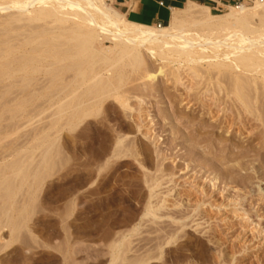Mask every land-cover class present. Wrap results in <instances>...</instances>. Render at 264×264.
I'll list each match as a JSON object with an SVG mask.
<instances>
[{
  "label": "rangeland",
  "instance_id": "rangeland-1",
  "mask_svg": "<svg viewBox=\"0 0 264 264\" xmlns=\"http://www.w3.org/2000/svg\"><path fill=\"white\" fill-rule=\"evenodd\" d=\"M105 1L113 6L111 2ZM243 4L253 5L249 1ZM226 10L227 6L222 10L210 11L212 14H221ZM5 12L8 11L0 10V23ZM16 24L7 25L4 29L0 24V166L13 163L21 154H29V157L25 156L21 163L26 167L23 169L25 172L21 171L19 174H24L25 177L20 181V175L17 176L19 181L16 185L14 183L20 188L12 185L14 194L7 198L2 195L3 189L0 186V196L3 197L0 198V203L10 205L12 218L15 219L18 215L16 218L19 217L22 223L19 232H11L9 228L0 230V264H66L67 261V264H111L113 253L109 244L112 242L124 245L129 242V245L125 244L126 253L112 262L123 264L125 257L134 254L137 245H143L148 238L145 235L154 236V233H147L154 228L153 225L159 227L162 224L160 227L164 226L165 230H173L176 222L172 221V217L180 215L184 217L179 221L185 223L181 233L178 232L181 237L174 243L165 245L161 258L152 264H177V261L182 264L184 260L191 258L195 263L202 264H218L220 261L221 264H264V232L259 231L264 227V199L257 200V190L264 188V136L261 140L264 126L260 124L264 115H261L262 119H258L262 121L249 117L248 120L246 117L247 120L241 122L236 119V116L239 118L237 113H232V110H236L232 109L234 106L231 99H221L222 104L216 107L209 98V93L198 95L195 100L190 96L185 100L188 102L191 99L190 102L184 103L183 98L188 92L186 85L194 83V80L184 74L182 81L185 84L173 85L166 76L167 65L161 74L157 71L165 64L161 57L151 55L145 46H141L142 59L145 61L143 69L130 66V70L128 63L125 64L126 59L118 64L128 77L126 85L128 83L131 87L125 85L124 96L130 100L128 108L124 110L119 102L108 98L99 106L100 111H94L93 115L75 126L65 124L67 113H64L58 124L51 126L57 102L60 104L69 100L64 97V93L59 97H54L52 93L56 85L68 82L71 76H66L67 72L57 81L50 80V73L45 71L48 60L42 59L44 55H37V59L41 57V63L33 64L38 65L39 71L33 73L28 69L26 76L17 72L6 77V61H13L10 68H14L18 61L21 62L18 54L34 53L21 43L29 30H25L22 35V29H13ZM65 25L79 28L81 32L91 29L88 22L79 18L69 19L64 27ZM222 31L228 32L225 29ZM97 34L101 32L97 31ZM99 39L101 46L113 44L110 39L103 38V35ZM14 42L16 44L10 47ZM47 46L42 44L40 47ZM10 49H13L12 53L8 54ZM144 70H156L153 72L157 74L154 85L143 90L146 97L140 94L142 91L138 87L141 82L147 81ZM142 71L145 72L143 76ZM22 75L25 78L21 79ZM26 80H29V85L21 89L28 82ZM131 81L138 84L136 86L140 92L133 87L135 85ZM40 85H44L41 90ZM221 85L224 86L223 83ZM34 88H37L38 93L36 89L35 93L30 92ZM180 94H183L182 98ZM263 101L257 100L255 106L258 107L259 103L262 108ZM36 103L38 105H34ZM32 106L34 107L31 108ZM203 108H210L215 115L208 117L203 113ZM225 114L231 115L230 119L233 115L235 121L230 120L232 125L222 128L218 121H223ZM184 116L194 118V125L185 122ZM209 123L219 126L211 127ZM42 124L46 126L43 128ZM137 126H140L139 130ZM184 126H187L185 134L180 136L177 132L184 129ZM115 132H123L126 139H133L130 142L132 153L122 158L109 157ZM257 136L258 139H255ZM50 144L49 157L41 162V154ZM210 144L216 146L210 150L213 152L212 157L208 153ZM223 145L228 146L227 148L232 146L233 149L229 148L228 152ZM154 147L160 148L161 155L153 150ZM32 150L33 153L30 154ZM190 150H193L192 153ZM227 157L228 160L225 159ZM31 160L30 165H27ZM215 162H218V166L213 165ZM206 163L217 169H225V176L223 172L219 174L221 170L217 172L211 165L205 171ZM36 169L39 177H34ZM14 171L6 169L4 176L11 177ZM212 180L216 183L215 187L211 185ZM147 202L154 205L155 216L146 214ZM245 217L248 218L244 219ZM149 219L158 222L154 223ZM198 222L199 229L195 230L194 225ZM258 222L261 225H257ZM167 223H171L172 227H168ZM149 227L152 228L148 229ZM142 237L145 239L142 240ZM234 257H237L236 261L232 259Z\"/></svg>",
  "mask_w": 264,
  "mask_h": 264
},
{
  "label": "bare ground",
  "instance_id": "bare-ground-1",
  "mask_svg": "<svg viewBox=\"0 0 264 264\" xmlns=\"http://www.w3.org/2000/svg\"><path fill=\"white\" fill-rule=\"evenodd\" d=\"M252 3H253L252 6L251 5L247 6L246 4L243 3H239L238 5H226L227 10L225 12L221 14H212L210 8L207 5L199 4L194 1L188 0L185 7L172 10L170 19L167 22V24L147 25V24L134 23L127 20L125 15L118 13L116 10L112 8V6L108 5L105 0H0V10L8 11L7 13L5 12L6 14L3 16L4 18L0 23L3 25V29L4 27H7V25L11 26L12 24L17 23L18 25L16 24L17 26L14 25L15 27L13 28L12 26V28L22 29L20 34L23 35L25 33L24 32L25 30L26 31L29 30L28 31L29 33L27 32L26 33L27 35L25 34L26 36L25 35L23 36L24 39L23 42L21 43H23L22 45L24 48L27 47L28 50L30 49V52H34L33 54L31 53L32 55L27 53L18 54V58L21 60V62L18 61V65H16V67L14 66V68H10L11 67L10 65L13 64L12 63L13 61H6L4 65L10 69L6 68L7 70L6 73H4V75H6V77H10L12 76L13 73L20 72L26 76L28 69L29 70L31 69L33 73L35 71H39L40 69L37 68L38 65L35 66V64H33V62H36L37 64L41 63V59H40L41 57L40 58L38 57L37 59V55L38 56L44 55L42 59L48 60L46 63L47 68L45 69V71L50 73L51 79L50 78L47 79L57 81L61 79L63 73L68 72L66 76L68 75L71 76L70 80L62 85L59 86L56 85V87L54 88V92L52 94L54 95V97L55 96L59 97L61 93H64L65 94L64 97L65 98L67 97L69 100L66 101L65 103L62 102L60 104L59 102H57L58 104L57 109L54 112V115H52V119L53 118L54 119L50 124L51 126L58 124V122L63 118L64 113L65 114L67 113V117L65 118L66 119L65 124L70 126H75L78 123H80V121H82L83 119H86L91 115H93L94 111L96 112L100 111L98 110L99 106L108 98H112L116 102H119L118 104H120V106L124 110L125 108L129 107L128 101L130 100L129 99L127 100L126 98L127 96L125 97L124 93L126 92V86H128L129 88L131 87L129 86L128 83L126 85L128 77L125 76L121 67L118 64L126 59L127 62L125 64L128 63L127 65L129 67L130 66L134 68L141 67L143 69L145 65V61L142 59V53L140 51V47L145 46L146 49L150 51L151 55L160 56L161 60L165 62L163 66L157 69V71L160 74L163 72V68L168 66L165 69L167 70L166 76L169 77V80L173 85L175 84L184 85L185 82L182 81L183 80L182 76L184 74L187 77H189L191 80H194L193 81L194 83L192 84L190 83L191 85L190 84L186 85V90L188 92L183 98L184 101L190 96H193L195 100L198 95H203V94L206 95L209 93L210 96L209 98L213 100V105L218 107L219 104L220 105L222 104L221 99L224 100V98L227 97L231 99V102L235 107L232 108L230 106V109L232 108L236 110L235 112L234 110H232V113L234 114L237 113L239 117L237 118L236 116V119L238 120L240 119L241 122H243V120H247L248 117L253 120L262 119L260 117H262L261 115H264L263 114L264 101L262 102L263 103L262 108L259 107L261 104L258 103L259 106L257 107L255 106V103L257 100L260 99L264 100V0H252ZM75 18H79L85 22H88V24H90L91 26V29L87 30L86 32H81L79 28H75L72 26L66 27V25L64 27V24L69 19H75ZM224 29L228 30V32L224 33V31H222ZM97 31L101 32V34H97ZM46 35H48V37H46ZM100 35H103V38L110 39L113 43L112 46H105V47L101 46L99 39ZM222 37H226L227 39L226 38L223 39ZM19 40L21 39L19 38ZM15 44L16 42L10 44V47L14 46ZM42 44L48 46L46 48H41L40 46H42ZM12 50L13 49H10L8 54L12 53ZM212 52L214 53L213 55ZM111 55L114 56L112 57ZM30 64L32 65L29 66ZM70 71L71 74H69ZM151 71L152 72L149 71L147 72L145 71L146 73L144 72L145 73L144 76L147 80V81L145 80L146 82L142 80L143 82H141L138 85L134 83V81L133 82L131 81L135 86L138 85L139 89H141L140 91H142V93H140L142 95L144 94L143 90H145L148 86H153L155 83L157 74L154 73L153 71L156 72V70H151ZM144 73L142 71L141 76H143ZM24 75H22L21 79L25 78ZM141 76L140 77L138 76L139 79L141 78ZM129 77H130L129 79L133 80L132 76ZM26 81L28 82L26 83L23 82L24 84L22 83L23 86L22 88L20 87L21 89L29 85V80ZM222 83L224 84V86L221 85ZM43 86L44 85L39 86L40 90L42 89ZM135 86L133 87L139 91L137 86L136 87ZM6 89H9V87ZM35 89L37 92V88H34L33 91L30 90V92L35 93L34 92ZM160 91H162V89ZM131 93L134 94V92ZM182 95L183 94H180V97ZM144 96L146 97L147 95L144 94ZM141 98L143 97L141 96ZM58 100L61 101V99ZM190 100L191 99H189L188 102L185 101L184 103H189ZM34 105H38V104L36 103ZM33 107L34 106H32L31 108ZM203 109H204L203 113L204 114L206 113L208 117H213L215 115V113L212 114L213 110H211L210 108L208 109L203 108ZM27 113L28 112H25V114ZM225 116H226L224 117L225 119L224 118H223L224 120L222 119L223 121L219 120L218 122L220 123V127L224 126L225 128H227L228 125L229 126L232 125V122H230V120L235 121V117L233 118L232 115L233 119L232 118L230 119L231 115L229 116V114L228 115L225 114ZM14 118L17 117L15 116ZM184 120L185 122L194 125V118H191L190 116H184ZM258 121H262V120H258ZM7 124L10 126V123L7 122ZM46 124L45 125L42 124L43 128L44 126H46ZM260 124L264 126V119L263 122ZM214 125L210 124L211 127H213ZM4 126H6V123ZM140 126H137L138 130ZM186 127L187 126H184V129L182 128L180 131L177 132V134L183 136L185 134ZM206 127H208V125ZM198 132L201 133L199 130ZM207 132L210 133V131ZM122 133L120 134L119 132L114 133L115 135L112 141L113 144L110 149V152L108 153L110 154L109 156L110 158L111 157L122 158L124 156L129 155L130 152L132 153V151H130L132 148L131 145L132 143L130 142H132L133 139L131 140L130 138L129 140V137L128 139H126V136L124 135L125 133L124 134ZM256 135H254V137ZM263 136L264 134L261 136V140L264 138ZM255 139H258V136ZM259 143L262 144V142ZM214 145L209 146L208 153L210 157L213 156V155L211 156V153L213 152H211L210 150H212V147H214ZM51 146H52L51 144L47 145L44 151L42 152L41 162L42 161L44 162L48 159L49 149H51ZM223 146H225L226 148L228 147L226 145ZM225 147L224 149H226ZM229 148H227V151ZM159 149L160 148L158 147H154L153 150L157 154L161 155L160 153L161 150ZM232 149L233 147L231 148V150ZM241 149L243 148L241 147ZM244 149L246 151L247 147H245ZM193 150H190L189 152L192 153ZM32 153L33 150L32 152H30V154ZM193 153H197V152H193ZM22 155L23 154H21L16 161L13 160L14 161L13 163L10 162L8 163V165L5 166L2 165V167L0 166V177H3L2 179H0V186L3 189V192L1 193H3L2 195H5V197L7 198L11 197L14 194V192L12 191V185H14V183L16 185V183H18L19 180L22 181L21 179L25 177L24 174L20 175L19 173L21 171H23V173L25 172V170L23 169H25L24 167L26 166L24 165L22 166L21 163L23 162L22 159L26 158L25 156L29 157V154L28 155L26 154L25 156ZM109 157L108 159H110ZM221 157L223 158L226 156H221ZM225 159L228 160V157ZM223 160L224 159H222V162ZM31 162L32 160L26 163L27 165H30L29 163ZM217 163L213 165H217ZM206 164H207L205 165L206 167L203 166L205 168V171L206 168L208 169L209 165H211L208 163ZM213 165H211L212 168H214ZM6 169L7 170L13 169V171L15 170L12 173L11 177L4 176ZM214 169L216 170L217 168ZM220 170L221 172H219V174H222L223 172L224 173L223 176H225V173L227 171H225V169L222 170L221 167V169H217V172ZM19 175L20 177L18 180L17 176ZM35 176H38L37 169L34 172V177ZM217 177L218 179H220V176ZM215 184L216 183H214V181L213 183H211V185H213L214 187ZM223 187L225 186H222V188ZM16 188L18 189L20 188V186ZM257 193H258L257 200L263 201L264 188L258 189ZM205 194L208 195L207 193ZM1 197L2 196H0V198ZM17 203L20 204L19 202ZM2 204L0 203V205H2L0 206V230L3 228H9L11 232L13 231L19 232V230L22 227V223L20 222L21 220L19 219V217L18 219L16 218L18 215L15 216V219H13L10 213V205L4 206V203ZM147 204H146L147 206H145L147 207L146 214L155 216L156 214L153 208L154 205L152 206L148 202ZM155 205H157V203ZM178 215L179 214L177 213V216ZM183 217H184L183 215L182 216L180 215L178 217L176 216L172 217V221L176 222L175 227H172V225H170L171 223L170 224L167 223L168 227L171 226L172 229L174 228L173 230L171 229L168 230V228L167 230H165L164 226L160 227V225L162 224H160L159 227L153 225L154 228H152L153 226L151 225L152 227H149L148 229L150 228L152 229L149 230L147 233L148 234L154 233V236L145 235V238L148 237L146 239L142 237L143 238L142 240L145 239V242L144 243L142 242L143 245L141 244L142 246L140 245L139 247V245L136 244L139 248L137 247V249H134L135 251L134 254L127 258L125 257V263L124 262L122 263L152 264L153 262H155L156 259H160L161 253L163 252L162 251L163 247L165 245L174 243L175 240H177V238L181 237L179 236L181 234H178V232L180 230L182 231V228L185 226V223L179 220L182 219ZM247 218L248 217H245L244 219ZM151 221H153L154 223L158 222L157 220L154 221V219ZM257 225H261V223L259 224L258 222ZM194 226H195V230H198L199 222L196 223ZM263 228H260L259 231L264 232ZM181 231L179 233H181ZM200 231L201 229L198 232ZM159 233L161 234L159 235ZM127 243L128 244L124 243L123 245L121 243L113 244L111 242L109 244V246L111 247V252L113 253L112 262L116 260L118 257H120L123 253H126L127 248L125 247V244L129 245V242ZM234 258L232 259L236 261L237 257L235 259ZM180 261H182V259ZM68 262L69 261H67V263ZM178 262L179 261H177V264ZM182 264H202V262L195 263V261H193L191 258V260L190 259H187L186 261L184 260V263ZM218 264H221V261L218 262Z\"/></svg>",
  "mask_w": 264,
  "mask_h": 264
},
{
  "label": "crops",
  "instance_id": "crops-1",
  "mask_svg": "<svg viewBox=\"0 0 264 264\" xmlns=\"http://www.w3.org/2000/svg\"><path fill=\"white\" fill-rule=\"evenodd\" d=\"M112 8L125 15L126 19L139 24L164 25L173 9L182 8L188 0H107ZM207 5L210 10H222L234 0H191ZM111 6V5H110Z\"/></svg>",
  "mask_w": 264,
  "mask_h": 264
},
{
  "label": "built area",
  "instance_id": "built-area-1",
  "mask_svg": "<svg viewBox=\"0 0 264 264\" xmlns=\"http://www.w3.org/2000/svg\"><path fill=\"white\" fill-rule=\"evenodd\" d=\"M246 1L252 2V0H234V5H238L239 3H245Z\"/></svg>",
  "mask_w": 264,
  "mask_h": 264
}]
</instances>
